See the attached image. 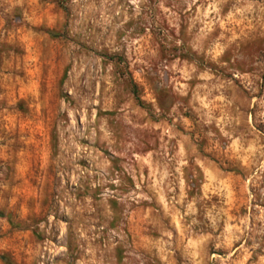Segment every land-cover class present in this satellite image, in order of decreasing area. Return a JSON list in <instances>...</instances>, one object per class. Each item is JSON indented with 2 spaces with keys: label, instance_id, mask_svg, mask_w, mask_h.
Returning <instances> with one entry per match:
<instances>
[{
  "label": "rangeland",
  "instance_id": "1",
  "mask_svg": "<svg viewBox=\"0 0 264 264\" xmlns=\"http://www.w3.org/2000/svg\"><path fill=\"white\" fill-rule=\"evenodd\" d=\"M0 264H264V0H0Z\"/></svg>",
  "mask_w": 264,
  "mask_h": 264
}]
</instances>
